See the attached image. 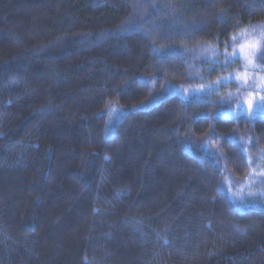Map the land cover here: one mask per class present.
Returning a JSON list of instances; mask_svg holds the SVG:
<instances>
[{
	"label": "trees",
	"instance_id": "trees-1",
	"mask_svg": "<svg viewBox=\"0 0 264 264\" xmlns=\"http://www.w3.org/2000/svg\"><path fill=\"white\" fill-rule=\"evenodd\" d=\"M258 25L264 0H0V264H264V207L221 186L264 115L168 93Z\"/></svg>",
	"mask_w": 264,
	"mask_h": 264
},
{
	"label": "rangeland",
	"instance_id": "rangeland-1",
	"mask_svg": "<svg viewBox=\"0 0 264 264\" xmlns=\"http://www.w3.org/2000/svg\"><path fill=\"white\" fill-rule=\"evenodd\" d=\"M234 37L235 39L226 44L222 51L213 46H209L208 54L205 51L206 58L207 55L208 57L212 55L214 50L217 55H223L221 63L224 72L215 77L212 84L204 86L177 83L169 88L168 93L200 99L209 98L211 95H215L214 99H217L216 95L221 94L222 99H228L229 105L216 108L214 110L216 116L264 115V65L257 59L264 40V26L243 29ZM232 98L234 100L230 101ZM116 122L115 119H111V126L115 127ZM245 142L241 141L240 144L250 163L247 177L236 182L230 176H223L221 186L239 208L264 207V152L250 148L253 143L250 139Z\"/></svg>",
	"mask_w": 264,
	"mask_h": 264
},
{
	"label": "snow or ice",
	"instance_id": "snow-or-ice-1",
	"mask_svg": "<svg viewBox=\"0 0 264 264\" xmlns=\"http://www.w3.org/2000/svg\"><path fill=\"white\" fill-rule=\"evenodd\" d=\"M232 39L234 40V39H235V37H232Z\"/></svg>",
	"mask_w": 264,
	"mask_h": 264
}]
</instances>
